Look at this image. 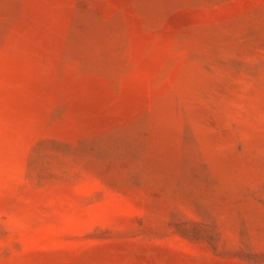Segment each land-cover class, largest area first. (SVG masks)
I'll list each match as a JSON object with an SVG mask.
<instances>
[{
    "label": "rangeland",
    "instance_id": "rangeland-1",
    "mask_svg": "<svg viewBox=\"0 0 264 264\" xmlns=\"http://www.w3.org/2000/svg\"><path fill=\"white\" fill-rule=\"evenodd\" d=\"M0 264H264V0H0Z\"/></svg>",
    "mask_w": 264,
    "mask_h": 264
}]
</instances>
